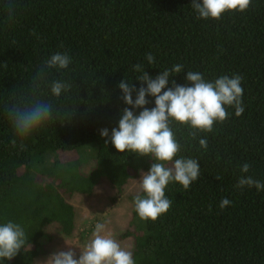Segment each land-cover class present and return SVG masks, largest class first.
Instances as JSON below:
<instances>
[{
  "label": "trees",
  "instance_id": "1",
  "mask_svg": "<svg viewBox=\"0 0 264 264\" xmlns=\"http://www.w3.org/2000/svg\"><path fill=\"white\" fill-rule=\"evenodd\" d=\"M191 3L0 0V224L18 223L28 238L24 249L0 264H35L55 251L57 239L74 236V197L90 198L106 183L115 201L149 170L150 157L118 152L100 135L104 128L111 135L122 109L131 108L117 85L126 78L136 89L142 86L136 79L142 73L132 70L137 63L152 78L182 65L164 90L173 80L190 86L187 71L209 81L239 74L244 112L236 116L228 107L229 118L197 139L189 136V126L172 121L182 145L178 157L197 159L200 177L188 190L170 182L165 195L172 206L155 221L141 220L136 192L128 194L132 217L117 240L132 241L136 264H264V191L236 187L241 175L264 182V0H252L244 12H225L220 20L198 19ZM57 52L71 62L65 69H45L48 83L40 96L53 105L55 119L24 140L21 150L6 107L29 96L34 77ZM149 53L155 56L151 65ZM56 80L71 83L59 98L49 87ZM146 99L145 107H155V97ZM205 137L206 150L199 147ZM245 162L249 172L241 173ZM223 198L231 204L221 209Z\"/></svg>",
  "mask_w": 264,
  "mask_h": 264
},
{
  "label": "clouds",
  "instance_id": "2",
  "mask_svg": "<svg viewBox=\"0 0 264 264\" xmlns=\"http://www.w3.org/2000/svg\"><path fill=\"white\" fill-rule=\"evenodd\" d=\"M252 0H192L191 6L198 13V19L220 20L225 12L246 11ZM35 34V33H34ZM146 59L151 65L155 56L147 54ZM71 58L67 53L52 54L40 71L34 77L32 92L28 97L21 96L11 106L6 107L8 118L14 129L15 137L20 139L19 147L24 149V140L34 131L55 119L53 105L41 99L42 88L48 83L45 80V69L68 68ZM132 70L141 72L137 80L142 82L139 89L129 79H122L117 87L122 90V99L131 108L125 107L121 111L118 128L100 130L102 137H108L105 144L110 142L118 152L129 151L139 157L148 156L153 160L149 170L141 173L137 181L136 195L134 196L135 212L141 220H157L172 206V201L165 195V189L170 182H178L188 190L194 181L200 177L198 160L183 155L178 157L182 145L178 142L171 126L172 121L189 126L192 131L189 136L197 139L200 132H212L217 122L223 123L229 118L228 107L235 109V115L244 112L242 102L243 77L239 74L221 75L214 81L206 80L202 73L187 71L185 79L191 82L190 86L180 85L172 81V87H167L169 78L173 74L183 71L180 64L170 70L165 69L155 78L144 71L140 63L134 64ZM146 83L147 87L143 86ZM51 94L57 98L71 89L68 81L56 80L49 84ZM164 90V91H162ZM136 98L133 100V92ZM155 97V107H145L149 103L146 96ZM141 108L136 114L133 109ZM58 115V113H57ZM12 146H17L14 138ZM199 147L207 149V138H199ZM178 157V158H177ZM250 164L245 162L241 173H248ZM219 179V177H217ZM255 187L264 191V182L252 176L241 175L236 187ZM231 201L223 198L219 207L224 209ZM66 241V240H65ZM28 242L24 228L12 221L0 224V259L11 260ZM66 244L75 245L80 249L77 253L72 247L52 252L43 264H136L129 247L122 246L108 229L106 222H97L92 232V238L83 246L66 241Z\"/></svg>",
  "mask_w": 264,
  "mask_h": 264
},
{
  "label": "rangeland",
  "instance_id": "3",
  "mask_svg": "<svg viewBox=\"0 0 264 264\" xmlns=\"http://www.w3.org/2000/svg\"><path fill=\"white\" fill-rule=\"evenodd\" d=\"M140 179L130 181L124 189L123 196L117 198L115 201L109 200V198H112L111 196L114 194V191L106 183L102 184L100 192H96L90 198L74 197L71 203L77 215L75 234L71 239H57L54 242L55 251H66L68 247H72L76 251L78 258L80 249L75 245H67L66 241L83 246L92 238V232L97 222H106L108 229L113 232L117 239L126 230L132 217V206L127 199V195L136 192L138 187L137 181H140ZM118 241L122 246L131 248L132 241L130 239ZM50 254L38 258L35 264H43Z\"/></svg>",
  "mask_w": 264,
  "mask_h": 264
}]
</instances>
